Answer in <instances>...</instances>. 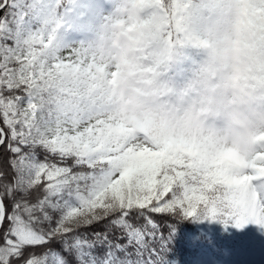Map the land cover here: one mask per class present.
<instances>
[{
    "label": "snow or ice",
    "instance_id": "obj_1",
    "mask_svg": "<svg viewBox=\"0 0 264 264\" xmlns=\"http://www.w3.org/2000/svg\"><path fill=\"white\" fill-rule=\"evenodd\" d=\"M63 3L0 0V264H166L148 213L264 227V143L231 171L133 137L94 99L86 54H63Z\"/></svg>",
    "mask_w": 264,
    "mask_h": 264
},
{
    "label": "clouds",
    "instance_id": "obj_2",
    "mask_svg": "<svg viewBox=\"0 0 264 264\" xmlns=\"http://www.w3.org/2000/svg\"><path fill=\"white\" fill-rule=\"evenodd\" d=\"M192 40L196 58L180 88L183 103L164 106L125 99L128 73L122 66L111 86L120 103L115 115L143 126L141 141L179 148L231 171L228 156L248 159L264 143V32L245 0H196ZM161 48L157 42L152 51ZM127 43L115 58L123 65Z\"/></svg>",
    "mask_w": 264,
    "mask_h": 264
},
{
    "label": "rangeland",
    "instance_id": "obj_3",
    "mask_svg": "<svg viewBox=\"0 0 264 264\" xmlns=\"http://www.w3.org/2000/svg\"><path fill=\"white\" fill-rule=\"evenodd\" d=\"M245 3L250 6V10L253 13L255 22L259 26L260 31L264 32V6H261L260 0H245ZM90 4H93V0H73V3L70 5L67 4V2H65L60 15L62 26L59 28L58 35L62 32V29L64 32V29L66 28V24L69 23V21L74 20L76 16L81 14V11L79 9L80 6L82 5L90 6ZM174 5L176 8L175 11L176 26L179 25V27L182 28L181 30L189 47L190 45L193 44L192 32L195 27L194 8L182 10L180 7V0H175ZM65 9L68 10L65 11ZM118 10L125 11L121 13V17H118L120 16ZM178 10L183 11V13L179 15ZM158 16H161L162 18H166L167 16V13L163 7V0H98V2L95 5H93V13L89 19V22L92 26H96L97 20L99 18L105 20L106 22H110L111 20L116 21L115 19L119 18L117 22L124 23L123 25L126 28H132L134 26L137 27L140 24H145L144 26H141V32H140V36H142L143 41L136 42V44L133 45L131 49L127 48V50L131 51L132 53L135 52L136 56H140L142 52L141 46H143V44L145 43V46H147V51L145 53L144 60L147 63L153 65L155 68L166 66L165 67L166 69L167 67L175 66L174 65L175 61L181 63L182 56L176 55V52L175 53L173 52L171 46H166L162 44V42H160V38L153 36V34H150V36L145 34L150 29V26L148 24L152 23V21ZM76 20L82 21L80 19H76ZM166 24L167 22H165V25ZM61 37H59V39ZM157 42L161 45V48L158 51L153 52L152 46ZM71 47L72 45L69 44L67 46V49L64 50L63 54L67 55L68 54L67 51L70 50ZM184 50L186 51L188 50V48H185ZM112 60H116V58L114 57ZM112 60L110 59L109 56L107 58H104L103 60L97 58L95 60L96 70H102L100 68V66L102 65L103 71H110ZM96 75L97 73L95 72L94 77H96ZM96 92L99 94V98L98 99L95 98L96 102L98 103L100 100H103L104 98V94L101 95L102 82L99 83ZM105 115L107 116V114ZM111 118L116 122L117 119H115V117H111ZM133 134L136 136V133L134 131ZM198 222L200 221H196L195 223L202 229L203 232L204 229H208V228L210 229L211 227H213V225H210V227H208L207 225L204 224L205 222H200V223ZM257 235L259 237H262V239L260 240L263 241L264 244V227L258 225Z\"/></svg>",
    "mask_w": 264,
    "mask_h": 264
},
{
    "label": "trees",
    "instance_id": "obj_4",
    "mask_svg": "<svg viewBox=\"0 0 264 264\" xmlns=\"http://www.w3.org/2000/svg\"><path fill=\"white\" fill-rule=\"evenodd\" d=\"M168 9L170 11V14L173 13V6L172 4H170L168 6ZM87 13V11H86ZM0 15H2V13H0ZM90 33V31H88L87 29H81V28H72V32L69 34L70 38H78L81 37L82 35H84V33ZM174 32V42L176 44L180 43V38H179V34L176 31ZM115 40V37L112 35H106L103 37L102 39V43L105 46L111 45V43H113V41ZM119 44H121L120 41H117ZM83 48L82 51H85V41H83ZM101 46V45H98ZM41 158H43V153L40 154ZM7 156L4 152L3 149H0V169H3L5 171H7L9 173V175H11V170L7 168ZM153 220H155V222L160 226V230L163 231V233L165 234V236L168 235V233L171 234V240H169L168 245H167V251L164 253L165 259H171L174 256V252L177 249H180L182 251H185L187 253V255H189L191 257V261L192 264H229L231 257H230V251L229 253H227V251L224 252H219V251H211L210 249L206 248V247H192V248H187V244L188 241L185 240V236L183 235L182 231L188 227V223H190L187 219V217H185L182 213L179 214H175V215H163V214H155V213H148ZM131 221L133 224H138V225H143L144 224V220L141 219H137L135 216L130 217ZM174 229V230H173ZM103 230V225H94L92 228H88V229H82V231H87L89 233H91L92 231H102ZM49 247L52 248H59L58 244H52L49 245ZM238 246H235V251L237 252L238 255V259L236 260V262L239 264H251L250 260H246V261H241V260H245V259H249L250 258V250L247 248H242V249H238ZM35 251L40 252L42 251V249H36ZM129 251H133L131 248L129 249ZM232 253V252H231ZM227 254V255H226ZM167 256V257H166ZM194 256V257H193ZM133 259H135V257H133Z\"/></svg>",
    "mask_w": 264,
    "mask_h": 264
}]
</instances>
